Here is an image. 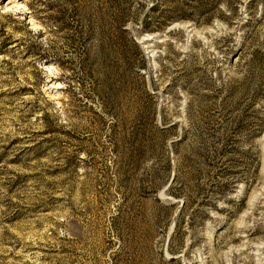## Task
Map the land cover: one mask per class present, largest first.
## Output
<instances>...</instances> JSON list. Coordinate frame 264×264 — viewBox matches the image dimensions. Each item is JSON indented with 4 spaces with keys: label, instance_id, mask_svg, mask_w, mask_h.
I'll return each instance as SVG.
<instances>
[{
    "label": "rangeland",
    "instance_id": "rangeland-1",
    "mask_svg": "<svg viewBox=\"0 0 264 264\" xmlns=\"http://www.w3.org/2000/svg\"><path fill=\"white\" fill-rule=\"evenodd\" d=\"M121 1L140 57L115 2L0 0V264H264V0ZM138 107L148 183L186 141L180 197L153 192L177 204L168 225L131 232L111 219Z\"/></svg>",
    "mask_w": 264,
    "mask_h": 264
},
{
    "label": "trees",
    "instance_id": "trees-1",
    "mask_svg": "<svg viewBox=\"0 0 264 264\" xmlns=\"http://www.w3.org/2000/svg\"><path fill=\"white\" fill-rule=\"evenodd\" d=\"M67 1L71 2L73 0H67ZM110 1L117 3L116 5L118 8L117 14L113 19V25L115 26V29L119 33H121V35H125L128 37L129 42L131 43L133 49L137 51V55L140 57L137 44L135 40L132 39V37H130V33L127 29V23L130 19L128 16V8L125 7L127 3L125 1L120 2V0H110ZM218 2L225 4L227 7H229L230 4L228 1H224V0H218ZM98 16H99V20H101L102 22V24H100L101 27H104V25L108 24L101 17V13L98 12ZM151 23H153V17H151V14L148 12L146 13L142 21L141 29L149 30L148 26ZM99 38L101 43L104 44L107 43L111 37L108 33L102 32V34L100 33ZM124 52L125 51L123 49H120V51H117L116 53H120L122 58H124L125 56ZM99 54L100 56L106 57V54H104L102 51H99ZM239 55L240 53L238 51L233 55V57ZM122 69H123V64L117 66L114 70L120 71ZM117 86L118 85H111L109 91L110 97L115 102L119 100L118 97L119 91ZM140 110L141 109L138 107V109L134 114V118L132 119L134 131L132 132L131 137L129 138L130 143L132 144L130 151L131 155L129 159L126 161V163H124L125 165L121 167L123 168L125 173L124 176L121 177V180L119 182L121 184H125L130 191L129 197L126 199L128 206L125 211H121L122 209L119 208L117 213H115V215L111 219L114 224L116 223V221L120 219H124L126 224L130 227L131 232H133L136 229V227L144 223L148 224L149 221L153 222V224L156 225L160 221L165 220L167 226L177 206V204L174 202L172 203V202L161 201L156 195H153V192L155 193L158 192V186L160 187L162 185L169 184L171 180L170 175L172 171V164L170 161L169 163H167V175H165L163 181H161L159 185H157V183H154L156 180H158L157 176L151 177V179H149L150 180L149 182L150 184H149L147 179L144 178L142 174H140V171L143 169V164L141 163L143 157L146 155H151V153H153V147L151 146L150 137L148 135V133L152 131L150 130L149 125L144 123V118H143L144 111H140ZM172 127L173 126H171L168 129H171ZM168 129H160V130L157 129V131H159V133H165ZM185 141H186V133L182 132V135L180 136V140L174 143L175 153L178 156L177 159L178 161L175 166V173L172 183L167 189V193L176 198H179L180 195L174 193L173 190L179 184V181L183 179L182 168H181L183 164L181 163V160L179 161V151L177 150L176 147L182 146L185 143ZM137 175L141 177H138ZM149 203H152L153 206L149 205ZM187 205H188L187 200L184 199L182 207L177 215L175 231L172 234L171 238L169 239V243L171 242L176 231L182 224L183 217L187 209ZM170 252L175 253L176 251L170 250ZM162 264H180V262L178 261V259L172 258L168 261H163Z\"/></svg>",
    "mask_w": 264,
    "mask_h": 264
},
{
    "label": "water",
    "instance_id": "water-1",
    "mask_svg": "<svg viewBox=\"0 0 264 264\" xmlns=\"http://www.w3.org/2000/svg\"><path fill=\"white\" fill-rule=\"evenodd\" d=\"M178 140H180V138H179V139H177V141H178ZM172 180H173V177H172V179H171V182H172Z\"/></svg>",
    "mask_w": 264,
    "mask_h": 264
},
{
    "label": "bare ground",
    "instance_id": "bare-ground-1",
    "mask_svg": "<svg viewBox=\"0 0 264 264\" xmlns=\"http://www.w3.org/2000/svg\"><path fill=\"white\" fill-rule=\"evenodd\" d=\"M260 250V249H259Z\"/></svg>",
    "mask_w": 264,
    "mask_h": 264
}]
</instances>
